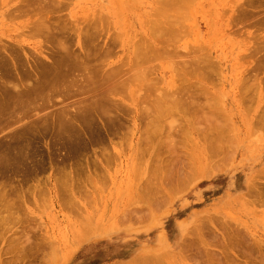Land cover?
<instances>
[{
    "label": "rangeland",
    "instance_id": "374dc122",
    "mask_svg": "<svg viewBox=\"0 0 264 264\" xmlns=\"http://www.w3.org/2000/svg\"><path fill=\"white\" fill-rule=\"evenodd\" d=\"M9 1L6 0L5 4L7 5L4 4L5 7L2 6L3 2H1L2 5L0 3L1 5L0 6V47L5 48V49H2L5 55L3 54L2 56L10 58L11 56H9V54L11 53L10 55L13 54V57L15 58L17 56L16 58L18 59V57L20 56L18 53H20L24 57L22 56L18 60L22 62V59L24 58V62L27 61L26 69H29V71L30 70L32 71L34 66L37 67V65H40L42 62L46 66H49L52 63L51 57L56 55V54L55 55L52 54V52L54 51L53 53H55L57 50H58L57 52H59L60 50L59 46H61V42L63 41L62 39L65 36L64 44H66L69 38L71 39V41L70 39L68 40L69 41L68 43L71 42V44L67 43V46L65 47H68L70 45L68 47L69 49L71 46H74L73 48L71 47V49H73V52H75L74 50L81 51V54L79 53L78 57H80L81 55L83 56V54L86 53L85 51H87V53L84 55H87L89 58H91V59H88V61L93 67L91 68L90 67L91 65L86 63L88 64V66L90 65L89 68L91 71L100 69L102 67L103 69L101 70H103V72L108 71V73L109 72L111 73L112 70L113 71L118 70L122 77L120 78L124 82H122L121 79L120 81L118 78L115 77L116 79H118L120 82L123 83L121 84L119 82V84L122 85L121 86L122 89L120 90L118 95H110L112 96L111 101H113V103H118L117 105L119 106L121 102V105H120L121 109L117 111L118 107H112V110L110 111V113L113 116L111 114L108 116L105 115L106 117L105 119L103 117L104 115L103 116L101 115L103 118H101L100 116L96 118L95 121H98V122L97 123L95 122V123L98 124L99 126L101 124L102 128L100 127V129H102L103 131L102 130L99 131L96 127L98 125L94 123L93 126L95 125L94 127L96 128L92 126V129L93 130L96 129L97 131L96 130H95L96 132L94 131L95 134L91 133V135L94 136L92 141H90L92 136L89 134V131H87L88 136L87 135H85L84 137L82 136V139L86 142L84 144L81 142V144L79 145L82 147L83 146L86 147L87 145V147L83 151L79 148L82 152L78 149L77 150L75 149L79 154L76 153L75 150H72L65 143L66 141L63 140L65 139V136H62V135L59 136V139L61 141L57 138L58 136L54 137L55 134H52V133L56 131L54 132L46 131L43 135L39 134L40 137L39 135L38 136L35 135V137H39V139H36L35 143L37 144H35L33 150L22 152L20 153L21 155L19 154L18 156L16 153H14L16 155L11 159V160L14 159L13 160L14 165L12 167L14 169L15 168L17 169V167H19V165L21 164L22 167L24 166L26 169L30 170V167H33V169H35L37 166V168L35 169L36 172L33 171V169L31 168V170L33 171L34 174H36V176L35 177L33 176L34 174L31 172V170H30V174L28 173L25 174L24 171H26V169L24 167L23 168L19 167L17 170L15 169V171L20 170L18 172L10 171L11 173H9V178L11 181L9 185L13 184L12 186H10L11 189L8 188L9 186L7 187L10 190V191L9 190L7 191L10 196L7 195V193H5V189L7 190V188H4L3 190L4 192H2V194L3 195L6 194L5 197L7 196L6 197L7 201H8L7 199L8 196L11 199L9 201H12V200L14 201V199L15 200L20 199L16 201V204L18 206L20 205V208L23 206L22 209L20 208L19 209L21 211V214L26 218H23V216L20 215L23 219L20 217L21 220H19V216L16 215L20 223L18 220L17 221L9 220V222L8 220H6L7 222L5 221L6 223H4L5 224L4 230L9 229V227L11 228V230L9 231L6 230L7 232L4 231L3 229L0 230V232L2 231V234H3V235L0 234V237L2 236V238H0V249L2 250V251L0 250V264L1 263L2 264L4 263L24 264L25 261H26V264L27 263L28 264L29 263L48 264L47 263L48 261L45 262L43 258L41 261V254L43 253L42 257L46 259V257L49 255L46 256L45 254H50V253L52 254L53 251H54L53 252L54 255L56 256L54 258V261H55L54 264H119V263L126 264L132 260L133 261L134 260L138 261V259L142 260V258L149 259V260H146V262H144L146 264H155L157 261H159V264H198L197 263L198 261H200L201 263L200 262L199 263L202 264L206 260L208 264V262L210 261L208 259L206 260L204 259L206 255L205 253L207 252H204V251L202 252L201 250L202 248H205V245L209 253L208 258L209 257L210 259L212 258L210 262L211 264L212 262L215 264L216 261L219 262L220 260H221V262H219L220 264L221 263L222 264L224 263L233 264V263H230L231 261H228L229 259H232V257H235L234 259L239 260L241 263L243 262L245 263L247 258H249V260L252 261L250 263H253V261L258 258L257 256L260 257L259 259H257L258 261H260L261 259V261L258 264H264V206H263L264 203L262 205L260 204L261 206L258 205L257 204L259 201L258 197L255 198L254 193H249L250 191L249 189H251L250 181L252 180H255L254 182L258 184L257 185L255 183L257 187L259 186L258 189L260 190V192L262 194L264 193L263 192L264 191L263 189L264 187V126L263 125L264 124L262 125V122H261L264 119L263 117L264 112L261 115L263 119L259 118L260 121L257 119L258 116L256 115L259 110L260 111L258 113H261L264 109V82L260 81L261 78L263 79L264 77V72L258 71L259 73L261 72L262 75L261 73L259 74L260 76H258V74H255L257 75V77L256 76L254 77H256L258 81L257 82L253 81L254 83H252L254 85H256V83L258 85L261 84L260 86H258L257 89L255 88L256 91L258 90V93H257L258 95L256 94L257 95L256 101H255V98L253 97V94H254V91L252 90L253 87L249 86L250 88H252L251 89L252 98L250 99H254V101H252L251 103L252 107H254L252 109L251 105L249 104L248 106L245 102L247 100H248L247 103L251 102V100L249 101L248 98L245 99L247 97L246 94L249 95V93H247L246 91V93H244L246 97L244 98V95H242L243 89H240L241 87L243 88V85L241 86L238 83V82L241 83L239 79L243 78L242 76L246 74L244 73L246 71L245 70L246 62L244 63L243 62L244 59L241 60L240 58L241 56L239 57V55L236 52L232 54L230 51L233 47L232 44L243 42L244 40H246V38H249V39L252 38V35L248 33H253V32L255 33L257 31H254L255 29L252 26L249 28L247 27L248 29L247 28L244 29L245 31L243 30L242 32H244L245 34L243 35L241 33L239 34L240 36H238L237 33H234L233 31H231L233 32L231 33V35L233 36H231L230 31H228L227 33L230 36L227 33H226L227 36H225L224 35L225 31L222 33L219 29L220 24H221V17L223 20V19H226L228 16V13L226 15V13L224 14L221 11L222 10L225 11V9L228 10V7L230 5H233L236 2V0L234 1L231 0L228 6H225V5L227 4V1L229 0H199V1L194 0L195 3H192L194 4L193 9H194V17L196 19V24L198 26L201 25L203 27L202 28L203 34L206 35L205 40H207L208 43L213 41L212 44L210 43L209 45H210V48H212L213 50L212 52L214 53V56L216 57L214 58V62L216 61L218 63L219 61V63H223V64L226 63V65L229 66V69L227 70L225 69L224 71H222V73L220 72L216 73V76L213 78V80L204 84V86L201 87L202 89L196 88L197 90L205 91V95L208 93L206 97L203 94L198 93V95L201 97L200 101H202L201 102L202 104L200 102L199 104L207 105L208 107L209 106L211 107V109H209V111L206 113V118H210L211 116L214 115L212 118H215V120L209 119V121L212 122L213 120L215 125H217V122H218L219 124L217 126L219 128L221 127L222 129V131L220 130L222 132L221 136L224 137L222 141L223 143L222 151L219 154L217 153L218 156L215 155L216 157L214 155L212 157L207 156L208 152L206 151L204 147L206 146V143L208 142L206 141L207 137L206 136L203 137L202 133L205 131V129H207L208 125L206 121L208 119H206L204 116L206 121H204L205 119H202L204 122L201 120V118L203 117L201 116L202 112H199L201 113V115L197 116L198 113L195 114L196 116L194 115L195 119L199 117L201 120L200 122L199 120L198 122L196 120L195 124L193 125L194 129L192 133H195V136H192V138L190 137L188 138L186 136L188 132L189 134L191 133L190 129H188L187 127H186L187 128L186 130H188V132L187 133L185 132L186 134L184 133L182 134L180 132H178V134L176 133L178 135L177 138L181 136L182 140H185L186 146L184 147L179 146V143H181L180 142L181 139H176V141L173 142V139H175L174 137L176 136H173V139H170L172 136L170 138L166 137L172 140V142H170L167 139L168 142H166V139H164L165 138L164 136L165 135L167 136L169 133L164 134V136H162L159 133H157L156 130H155L156 134L155 133L152 134L155 127H151V130L147 129V126L149 125L148 122L150 123V120H148L150 118L148 116L146 117V115H148L146 113L150 109L149 104L153 100H155L154 98H156L157 96L156 94L159 93L160 95L161 93L160 91H157V89L162 91L163 88L165 87L166 88L172 87V90H174V88L176 89L177 86L179 87L181 83L183 86L186 85L187 87L188 82L186 84L185 80L189 79L186 73L184 77L186 79H184L182 75L183 73L182 71L184 67H186L184 66V64L187 63V61L184 62L182 60L178 64V68H179V67H182L180 63L181 64L183 63L182 65L184 67H182L183 69H181L180 70L181 72L180 71L179 72L182 75L181 78L184 79L185 82L182 80H180V83L176 82V80L181 75L178 76V74H174V71H172V69H174L172 68L174 67V64L171 62L172 61L176 62V59L178 58L177 60H179L180 57L182 59V56H183L182 54H185V52L188 50L187 48L188 45H190L191 43H189V39L185 37V35L184 36L180 35L182 38L183 37L184 38L183 39L181 38L182 40H179V43H178L177 38L175 39L172 38L174 42L173 45L168 43L167 36H169L170 38L171 30L168 31L166 30V28L167 27L169 28V25H171L168 23L170 22L169 20L172 18L170 17L169 19L167 17L169 20L165 18L166 16H164L163 11L164 10L166 11L167 9L169 11L170 8L166 9V4L164 2H161L165 4L164 6L161 5V3L159 2L160 0L159 1L158 0H58L59 3L57 2V0H52V3L49 2V5L51 4L50 6H48V3H47L48 1L46 2V0L45 1L43 0V2L37 1L36 4H39L37 6L33 4V2H27L28 4L32 3L31 6L35 5L33 7H37V9H38V6H43V5L45 6V8H47L46 6L50 8L52 7V4L55 1L58 4L55 2L54 5L56 6L58 5L59 7V4H60V7L62 6L61 8L57 7L56 9V6L53 5V7L50 8V9H53V10L55 9V10L54 12L53 10L52 12H49L50 19L48 21H50V23H48V21H46V18H45V21L47 22L45 23L49 24L50 28L46 25V27H48V31L45 30V33L48 34V36L45 33H44L45 35L43 36V34L38 35L40 33L37 34V32H36L37 34L36 35L35 33L32 32L33 30H31L32 28L31 24L35 21V20L33 21V19L35 18L37 19V16H38V15H34L36 13H34L33 11H30L31 13L25 14V15H18V13H16V15H18L16 17H14L15 15L11 14V12H13V9L14 10H17V8L19 9V7L17 6L22 7L21 5L26 3L25 2L26 0H23L24 2L22 0H9ZM219 1H222V2H219ZM40 3H43V5ZM181 3H184V1L182 0ZM181 3H179L180 7H181ZM28 4H27V7H31V6H28ZM170 4L172 3L170 2ZM186 4L187 3H185L184 6ZM44 6L40 7L39 11L36 8H33V7L32 8L35 9V12L38 11L40 14V12L43 11L42 9L44 8ZM184 6L182 5V7ZM213 6L215 8L214 13H213V8H212ZM168 7H170V5ZM4 8L6 11L10 9L12 10V11L10 10L11 11L10 14L11 16H13L12 19L10 18L11 16L9 14L7 15H9L10 19L8 18V16H7L8 19L6 18L5 13H4L5 17L3 16L4 14L2 13L4 12ZM50 9L49 10L44 9V13L46 10L47 11L46 14H47L48 11H50ZM182 9L180 8V10ZM208 9H210L211 11H209ZM29 10H31V8H29ZM186 10H189V9L186 8ZM186 10H185V13H186ZM195 10H197V12ZM206 10L209 11L208 13L212 12L213 14L206 13L205 15L204 13L203 15L202 12L203 11L207 12ZM216 10L219 12V14H217ZM168 11H166L165 13L166 15L167 14L170 15L172 10L170 9V13ZM6 13H9V11ZM185 13H182V14L185 15ZM221 13L226 15L225 18L224 16L221 15ZM42 15H45V14H43L42 12ZM207 15H210L209 19ZM49 16H47V18H49ZM178 16H180L179 13H178ZM180 17H183V16H180ZM42 18H44V16ZM52 18H53L54 24H57L58 29H59L58 24L65 27V30L63 27H60V29H63V31L61 30V36L64 35L61 40H60L61 36L60 34H58L60 32H58L57 35H55V33L52 32L55 38H57V40L58 39L60 40V43L58 42L59 40L56 41V39L51 33L49 35V31H52L54 28H56V26L52 24V21H51ZM185 18L186 17H184V19ZM204 20L212 21L213 30L212 32H209V34L207 33L208 29L206 27V23ZM187 22H188V19L186 22H184V24L182 23V21L180 24H182L183 25L182 27L184 28V25L185 26L189 25V23ZM162 23H165L164 25L166 27L164 25L161 27ZM159 24H161L160 27H159ZM235 28L237 29V27ZM49 29H52V30H49ZM67 29L68 31H66ZM169 29H172V28L170 27ZM163 30H166L169 35H167V32H166L167 36H165L163 33L164 32ZM184 30L185 28L183 29V31ZM233 30L235 31V29ZM53 31L57 32L58 30L54 29ZM183 31L181 32L183 33ZM87 32L89 33L92 32V34L96 33L95 34L96 39H95V35L92 36L94 37L92 38L88 36L90 34H88ZM86 34H88L87 36L90 37L89 39L91 38H92L91 40L95 39L94 42L96 43V45H97L96 40H98L99 42L98 44L100 47L98 45L97 47L101 49L100 51H98L99 49L96 50V47L94 48L95 51L91 50L90 48V51H93L94 53L88 51L89 47L87 48V46H91L90 44L91 42L89 43L90 44L89 45L88 44L89 41L87 42L88 37L85 36ZM66 35H68V37ZM50 36L53 37L54 38L53 40H55L57 43L51 40ZM58 36H60V38H58ZM45 37L47 38L49 37V40H51V42H49V40L46 39ZM157 37H162L164 41L166 42V44L168 45V48H166V53L164 54L165 55L164 59L166 61H164V59L162 60L161 58V61H160L161 64L160 62H157L158 65L154 67L153 65H151L152 66L151 71L149 70L150 68L147 67L149 66L150 63H148V65H146L147 63L146 64L144 63V65L143 63H141L142 67L138 66L139 65L138 62L134 64V61L138 60V59L135 60V58H137L139 54H142V51L145 54L144 46H147V44L150 45V43H152V41H154L155 39H159ZM177 37H179V35H177ZM80 38L82 39V41L80 40ZM84 38L86 39L85 41H84ZM45 40H47V42H45ZM143 41H146L147 43ZM80 42H83L84 44H86V48L84 52H83L82 45ZM95 43L94 45H92L93 47L95 46ZM176 43H178V45ZM84 44L83 46L85 47ZM174 49L177 51L178 54L180 52L179 54L181 55L180 57H178L179 55L178 56L175 55L176 51ZM61 50L63 51V49ZM15 51H17L18 53ZM78 51L76 53H78ZM202 51H200V54L202 53ZM89 52L92 54H88ZM203 53H205V49ZM61 54L63 55L64 53L62 52ZM173 54L175 55L176 59L173 58L174 57ZM200 54L197 53V55L196 54L195 55L199 56ZM58 55L60 57L62 56L60 55V52L58 53ZM166 55H172L171 60L172 59L174 60L171 61L169 58L170 56L167 57ZM59 56L58 57L56 56V57L60 58ZM185 56H183V59L184 58L189 59L188 57H190L191 55H188L187 57ZM56 57L54 58L55 60L57 59ZM81 58H84V57H81ZM237 58H239V61L237 60ZM55 60L53 61L55 62ZM155 60L156 58L154 59V61L152 60L151 63L153 62L154 64ZM83 61L84 63L88 62L87 60H83ZM245 61H248V60H245ZM251 61H254V60L251 59ZM45 62L46 63L51 62V63L47 65ZM233 62H235L236 64ZM240 63H243V65H241ZM133 64L134 66L138 64L137 67L139 69L141 68V70L142 68L143 69H145L146 67L148 68V71L151 73L150 75H148L149 76L148 81H145V80L138 81L137 79H135V76H134L135 73L132 74L131 72L132 70L136 69L135 68L136 66L134 67ZM97 65H100V67L99 66L96 67ZM143 66H146V67L144 68ZM231 66H234V68L230 69ZM252 66H250V68ZM41 67H45V66H38L37 71H39ZM167 67H171L172 69L167 68ZM170 69L173 72V76L174 75L178 76L177 79L171 78L172 72L170 73L169 71ZM82 70L83 69L78 71V75H82V73L84 72V70L83 72H81ZM141 70H137L136 73H138V71H141ZM241 70L243 72H240ZM42 71L43 70L41 69V72ZM250 71L252 73L255 72L252 69L251 70L249 69L248 72L246 71L248 74H246L244 78H246V76L248 77L250 74H251L250 77H253V74L249 73ZM79 72H81V74ZM179 72H176V73H179ZM84 73L82 76L85 75ZM108 73H105V74H108ZM112 73H115V76L120 75L119 73L116 74V72H112ZM75 75L77 74L75 73ZM169 79L173 80L175 84L172 83V86H170L171 82L168 83ZM29 80L30 81L32 80L33 82L34 79H29ZM30 81H28V84H27L28 86L30 84L33 85V83H30ZM251 81L252 80H250V82ZM176 83H177V86H176ZM25 85H26V82H25ZM11 86L12 84L9 85V88ZM251 91L248 90V92L250 93ZM61 95L60 97L62 98ZM58 96L56 97L53 96L52 99L51 97L47 98V100L49 99L50 101L51 100L53 101L50 104H53L55 101H56L55 103H57L61 100V98L60 97L58 98ZM54 98L55 100H53ZM49 100L47 101L48 103H49ZM29 101L30 100H28L27 102ZM38 101L39 100L36 99L33 102L31 101V103H36ZM31 103L29 102V104ZM38 103L39 105L42 104L43 100L39 101ZM38 103L34 105L35 107L37 106V108L41 109L40 107L41 105L40 106L37 105ZM34 105L31 104L30 107H25L26 109H24V111L27 110V114L25 115H23L24 111L23 109H21L23 111L21 112L20 110V112L22 113L21 118H19L20 117L19 112L18 113L15 112L17 114V116L15 117L12 114L16 120L21 119L18 123L13 124L12 122H14L15 119L12 117L14 120L13 121L11 120L12 121L11 122L9 120L11 117L6 115L7 117H9V119L7 120L8 123L13 124V125H9V127L11 128H9L10 131L8 130V133H11L12 129H14L12 130V133H15V129L20 130L21 127L22 128L28 127L26 125L33 124L32 123L33 119L36 122V117L31 118V119L29 118V113H30V117L33 115H38V113H40L41 117H37V118H43L44 116L46 117L52 113V111L50 110H54L59 107V103H58L56 105L58 107L48 110L49 114L46 115L47 114L46 112L48 111L44 112L43 109L41 110V112L42 111L44 112L42 114L40 111L38 113L36 111L31 113L30 108ZM72 106L75 107L74 105ZM113 108H116V110ZM139 108L141 110L144 109L146 113L145 112L144 114L140 113L139 111L141 110ZM248 109H252V111L249 110L251 111L249 112ZM16 111H19V110H16ZM209 112L212 114L214 113V114L211 115ZM53 113H55V110ZM175 113H177L178 116L182 117V120L180 119L178 120L183 121L184 119L183 122L185 123V126H187L188 120L191 119V116L187 114L190 119H188L186 122L185 119H187L186 118L187 116L183 115L184 113L182 114L178 112H175ZM139 114L142 116H139ZM208 115L209 117H207ZM49 116L48 118L51 117V119L48 120L47 123L49 124L50 122L49 125H51L52 124L51 120H54L56 117H52V116L49 117ZM111 116L112 117L115 116L116 120L119 118L121 119V120L119 119L118 121L120 122H118L115 120V117L113 118L117 123L120 124V125L118 124L120 128H118V126H115L117 125L116 122L114 121L110 123L108 122L109 120L108 117H111ZM112 117L110 119H112ZM170 118L171 120L173 118L174 123L175 121H177L175 120L177 119V117L176 118L170 117ZM170 118H168L169 119L168 120L166 117L167 122L168 121L172 122ZM254 118H256V120L259 121L257 122L258 124L261 123L260 125L262 127L260 126V128L258 129L257 127H255L258 124L255 123L256 120H254ZM252 120H254L255 122H253ZM231 121L234 125L233 135L235 137L234 139L236 141L237 146L233 141V135L226 134L231 129L229 127ZM178 122L175 123V125L177 124L178 126L176 127L177 130L179 127H181V125L184 126V124L181 122H179V125H178ZM252 122L254 123V125L251 128ZM105 123L107 124L109 123L110 127L112 124L114 125L115 123V125L111 127V129H114V130L118 129V131L115 130L116 134L114 130H111L112 134L114 132L115 135H111L110 131L108 133L107 130H109L110 128H107V126H109V124L106 125ZM165 123H166V120H165ZM174 123H171V124L174 125ZM212 123H209V125H211ZM232 123H231V126H232ZM263 123H264V120H263ZM41 124L42 123H40V125ZM103 124L106 125L107 130L105 128V125ZM171 124H170V128H168L170 130L168 131L172 130L173 125L171 127ZM47 125H44V126L47 127ZM166 125L168 126L167 123ZM215 125H213V127ZM213 127L211 126V129ZM219 128L217 130H219ZM181 129L182 128H180L178 131H181ZM177 130H172V132L170 133L174 135L173 134L175 133L174 131L177 132ZM98 131L99 133L102 131L103 136H102V133L99 134ZM107 133L109 134V136ZM252 133H256V134L252 135ZM45 134H47V136ZM224 134L228 135V137L224 136ZM13 135H15L14 137H16V139L18 140V137L20 136V134H17V135L13 134ZM89 135L91 136V138H88L90 137ZM99 135H100V138H98ZM25 136L29 138V136H33V135L26 134ZM42 136H46V137H42ZM101 136L102 138L105 136L103 138L104 140L101 139ZM188 136H191V134ZM14 137H13V140L16 141ZM27 137H24L23 135L21 138L27 139ZM60 137H62L63 139H61ZM225 137L228 138L229 141ZM55 138L58 140H56ZM95 138H96L97 143L95 142ZM26 139H25V142L28 143L27 141L28 139L27 140ZM97 139H101L102 142ZM190 139H195L194 143H192L193 140L190 142ZM178 140H179V143H178ZM169 142L171 143L170 144L171 147L167 145ZM172 143H175V145L178 147H175V146L172 147ZM225 143L226 144L228 143L227 144L228 147ZM182 144L183 143H181V145ZM166 146L170 147L171 150L175 148H179V147L180 148L178 150L175 149V152H174V150L171 151ZM37 147H38L39 152H37L38 151ZM225 147H227L228 149L229 148L231 149L227 151L230 153V155H228L229 153H224L223 150L227 149ZM235 147L237 149V150L234 149L236 153L232 150ZM59 148L61 149L60 151L58 150ZM40 150L42 151V153L40 152ZM52 150L55 151V152L54 151L52 152L53 155L49 154V152ZM66 152H67V156H66L67 158L65 157ZM32 153H33V156H32ZM25 154H26V157H25ZM225 154H227L228 157L225 156ZM28 155H30V158ZM51 156L53 158H51ZM62 156L64 157V159H62L63 158ZM24 157L28 158L27 159L28 162L31 158L36 159V160L31 159V163L33 161L32 164H34V161H35L37 162L35 164H38V165L35 166L34 164L33 166H31L30 162L28 163L25 161L26 162L25 164L27 163L29 164L27 165V167L30 166L27 168L24 162H20V163L18 162L21 159L23 160ZM209 157L210 159L215 157V159L209 161L208 160ZM196 159H199L200 161ZM214 161L215 163L219 165L216 166ZM15 162L16 163L18 162L17 163L18 165H16ZM192 162L194 164H192ZM188 163L189 164L191 163L190 165L195 167V170ZM208 163L210 164L207 165L208 168L207 170H205L204 165ZM212 165L214 166V168H212ZM199 167L201 169H199ZM217 167H218V171H216ZM209 169L211 170L210 177H205L207 176L208 174L207 172ZM21 171L24 172V177L22 175L23 173L21 174ZM69 171H71L72 173L75 172L74 175H76V173L78 174L77 179H75L77 180V184L75 183L76 182L75 180H74L75 182L74 181L70 182L71 185L69 181H68V184L67 183H64V185L61 184L62 177H64L63 172L67 173ZM197 172L198 173L201 172L200 173L201 177L197 175ZM59 173H61V175ZM27 174L30 177H31V174H33L31 178H34V180L28 177ZM191 174L192 175L194 174L193 175L194 178L193 177L191 178L192 176ZM26 177L30 178L31 182L28 181V179H27V182H25L23 178H26ZM58 177L61 180V182L60 180L58 182V179H56ZM1 180L2 179H0V181ZM260 186L262 188H260ZM12 188H15V190L13 189L14 192L11 191ZM146 188L147 189L149 188L151 192L155 191L154 194L157 193V195H154L156 196V198L153 196L155 200H152V199L150 200L149 195H148L149 199L147 198L148 200L144 199L145 196L142 194L144 190H147ZM0 189L2 188L0 187ZM145 192L146 194H149L148 191H145ZM3 195L0 197H3ZM247 195L248 196L250 195V197H247ZM251 196H254L253 198L257 199V203L255 202L256 201L255 199L251 198ZM263 197H264V194H263ZM263 199H261L260 201L264 202ZM22 200H24V202ZM21 201L23 202V204ZM146 201H150V204L153 201V203L150 205L149 203H146ZM19 209L17 210L19 211ZM19 213L17 214L19 215ZM3 215L5 216L4 220L9 217L8 213L5 214L4 212ZM3 215L1 214L0 220L1 218L3 220ZM24 219H26V221H23ZM22 221L24 222V224ZM0 225H3V223ZM22 228L24 229L22 230ZM84 229H86V231L88 229L89 231L91 230L90 232L87 231L90 233V235L87 234L89 237L85 234L86 231L84 232ZM195 230H197V232H195ZM16 231L23 235L25 234V236L23 237L21 234H18V237H23L20 241H18L19 238L17 236L16 237L18 239L15 238L14 236L15 240L10 241L13 238V235H16L15 234ZM198 231L201 234L200 235L201 239L202 238L204 239L203 242H205V245H203L202 240H199L200 237H199ZM235 231L236 232L239 231L240 234L236 233ZM4 232H6V234ZM232 232L234 233L235 236L239 234V236H241L242 238H246L247 243L246 242L245 243L249 245V246L246 245V247H248L247 249L248 251L249 249H251L253 245H255L254 247L259 246V248L258 247L256 248L258 250L260 248L262 249L260 250L261 255L259 254L260 251L255 252L256 248L254 247H253V250L250 251L252 254L246 251L245 247H244L245 251L243 252H241V250H244V249L240 250L237 248L238 250H240V253L249 255L248 257L246 256L247 258H243V255L241 257V254L240 255L238 254L239 253L238 250H235L236 246L235 248L232 247L233 245H231L232 244L231 242H230L231 244H228V242L231 241L232 238H234V236L230 237L231 235L230 236L228 235V233L231 234ZM83 233L86 236V238H84L85 240H83V236H84ZM196 233L198 235H196ZM224 233L227 234L226 237ZM220 236L222 240L219 239ZM80 237L82 239H80ZM229 237L231 239H229ZM226 238L229 239L227 243H226L227 241ZM79 239L83 241H80ZM41 240H43V242ZM37 241H39V243L42 242V247H41V244H38ZM221 242L224 243L223 244L225 248L224 250H227L229 253L231 252L232 255L230 256L229 253H225L227 251L224 252L223 248L221 247L222 251L226 255L229 254L227 256L231 258L226 259L225 258L226 255L224 256V254L221 252V249L219 248L222 245ZM34 243H37L36 244L37 247H39L41 250L35 247L36 245L33 247ZM48 243L50 245H48ZM245 243L241 244V242H239L238 246L241 248L243 247V245L245 246ZM12 244L21 245L22 248L20 246L19 248L23 250H21L22 252L19 253V255H17V253L20 252L18 246L16 245L11 246ZM227 244L229 246L231 245L232 248L228 247ZM240 244L242 246H240ZM26 245H27V248H29V251H30L29 253H28L27 248L26 249L24 248ZM199 245H202L201 246L202 248H200L201 251L199 250V247H200ZM15 246L18 249L13 250ZM197 246H199L198 247L199 251H197ZM32 248H33V251H32ZM35 248L39 249L40 251L35 250ZM25 250L29 254V256L25 252ZM50 250H53V251L50 252ZM31 251L33 255H31ZM195 251L199 253L202 252L204 254L201 253L203 255L202 256L201 254L197 253L194 256ZM254 253L255 255L257 253L256 255L257 258L255 257ZM22 254H25V255L27 254V255L26 257H23ZM252 255L254 257H252ZM16 256H19L18 257L19 259H21L22 257L23 258L22 260L24 261L20 260L19 262L17 260L18 261L17 262L15 260L16 261L15 262L14 259L16 258ZM31 256H34V258H36L37 260L39 259V260L38 261L36 259L32 260V258H29ZM53 257L51 259V255H50L49 258L47 259V260H50L49 262L51 264H53L52 263ZM194 257H196V259H194ZM200 257H202L204 261L200 260ZM221 257L223 258L225 262L222 261ZM251 257L253 259L254 258L256 259L252 260ZM28 258L31 262L28 260ZM9 259L10 260L12 259L11 260L12 263L10 262ZM237 260L236 261L234 260V261L237 262ZM257 260L255 261L256 263H257ZM32 261H35V262H32ZM239 261H238V264H241L239 263ZM248 262L249 261H247V263ZM133 264H137V263H133Z\"/></svg>",
    "mask_w": 264,
    "mask_h": 264
},
{
    "label": "bare ground",
    "instance_id": "6f19581e",
    "mask_svg": "<svg viewBox=\"0 0 264 264\" xmlns=\"http://www.w3.org/2000/svg\"><path fill=\"white\" fill-rule=\"evenodd\" d=\"M9 1V0H8ZM23 1V0H22ZM37 1H39V2H43V0L42 1H40V0H29V1H25L26 3L27 2H33V4H35L36 6L37 5H39V4H36L37 3ZM45 1V0H44ZM48 1V2H47ZM159 1V0H158ZM184 1V3H181L182 2V0H160L159 2L161 3V2H164L165 4H166V9L167 8H170L172 11H171V13H170V9H169V11H168V9L166 10V11H168L169 13H170V15H172V16H170V15H166L165 13H166V11L164 10L163 11V13H164V16H166L165 18L167 19V20H169L170 19V17L172 18V19H170L169 21L171 22H169L168 24H171V25H169V28L171 27L172 29H169L168 27L166 28V30H171L170 31V33H171V36H170V38H169V36H167V35H169L168 34V32L166 31V30H163L164 32V35L165 36H167V41H168V43H170V44H174V42H173V39L172 38H177V40H178V43H179V40H182L183 38L180 36V35H182V36H184L185 35V37H187L188 39H189V43H191L190 45H188V52L186 51L185 52V54H182L183 56H185V55H187V53H188V55H191L190 57H188L189 59H183V56H182V59H181V55H179L180 54V52H179V54L177 53V51H176V56H178V57H180V61L179 60H177L176 58H175V55L173 54V58H175L176 59V62L175 61H172V60H174V59H172L171 60V56L172 55H166L167 57L168 56H170L169 58H170V60L172 61L171 63H173L174 64V67H172V68H174V69H172L171 67H167V68H171L172 69V71H174V74H178V76H180L181 75V69H183L182 67H184V66H186V67H184V69H183V73H182V75H183V78L185 77V73L188 75V77H189V79H187V80H185L184 81V79H186V78H184V79H182L181 77H182V75L178 78V76H173V72L171 71V69L169 70L170 71V73L172 74L171 76V78H173V79H179V81H178V79L176 80V82H179L180 83V80H182V81H184L186 84H187V82H188V84H187V87H186V85H182V83L179 85V87L177 86V83H176V89L174 88V90H172V87H169V88H163V90L161 91V90H158L157 89V91H160L161 93H160V95H159V93L158 94H156L155 96H156V98H154L155 100H153L150 104H149V106H150V109H149V111L146 113V111L143 109V110H141L140 108V110L141 111H139L140 113H142V114H144V112L146 113V114H148V115H146V117L148 116L150 119H148V120H150V123L148 122V126H147V129H149V130H151V127H155L154 128V130H153V133L152 132H150V133H152V134H156V132L157 133H159L160 135H162V136H164V134H168V135H170V136H164L165 138L164 139H166V142H168V140L170 141V142H172V140H170V139H173V136H176V137H174L175 139H173V142H175L176 141V139H181L180 140V142L181 143H183L182 145H181V143H179V140H178V143H179V146H181V147H184V146H186V142H185V140H182V138H181V136L179 137V138H177L178 137V132H180V133H184V134H186L187 132H188V130H186L187 128L188 129H190V131H191V136H188V135H190L189 134V132L186 134V136L189 138H192V136H195V133H192V131H193V125L195 124V121L197 120V122H198V120H199V122L202 120V119H205L206 118V113L209 111V109H211V107L209 106H207V105H200L199 104V102L201 103L202 101H200V99H201V97L198 95V93H201V94H203L205 97H206V95L208 94H206L205 95V91H203V90H197L196 88H199V89H202L201 87H203L204 86V84H206V83H208V82H210L211 80H213V78L216 76V73H222V71H224L225 69L227 70V69H229V66L228 65H226V63H219V61H218V63L215 61L214 62V58H216L215 56H214V53L212 52L213 50H212V48H210V43L212 44V42H210V43H208V41L207 40H205V34H203V31H202V26L201 25H197L196 24V19H195V17H194V9H193V5L194 4H192V3H195L194 2V0H183ZM196 1V0H195ZM199 1V0H198ZM230 1L231 0H229V1H227V4L225 5V6H228L229 5V3H230ZM234 1V0H233ZM1 2H3V5H2V3ZM24 2V1H23ZM23 2H22V4H23ZM38 2V3H39ZM46 2L48 3V6H50L49 5V2L50 3H52V0H46ZM54 2V1H53ZM56 2V1H55ZM55 2L52 4V7H53V5L55 4ZM57 2L59 3V1L57 0ZM56 2V3H57ZM167 2V3H166ZM170 2L172 3V4H170ZM204 2V1H203ZM219 2H222V1H219ZM0 3H1V5L2 6H4L5 7V5H7V4H5L6 3V0H0ZM8 3V2H7ZM9 3H10V1H9ZM26 3H24L23 5H21L22 7H20V6H17V7H19V9L17 8V10H14L13 9V12H11L10 10H8L9 11V13H6V12H8V11H6L5 10V8H4V12L2 13V14H6V18H7V16H8V18H9V15L11 16V14H13V15H15L14 17H16V16H18V15H25V14H29V13H31L30 11H33L34 13H36V14H34V15H38L37 16V19L35 18V19H33V23L31 24L32 26V28H31V30H33L32 32L33 33H35L36 34V32H37V34L38 33H40V34H38V35H41V34H43V36L46 34L45 33V30L46 31H48V27L50 28V26H49V24H46L47 22L46 21H48L49 19H50V16H49V12H52V10L53 9H50V8H52V7H50V8H48V6H46L47 8H45V6L43 5V3H40V4H42L43 6H44V8L42 9L43 11V14H45V15H42V12H40V14H39V9H40V7H43V6H38V9H37V7H33V6H35V5H32L31 6V4L32 3H30V4H28V6H31V7H27V4ZM47 3H46V5H47ZM57 3V4H58ZM61 3V2H60ZM169 3V4H168ZM179 3H181V7H180V4ZM185 3H187L185 6H186V8H188L189 10H186V8H185V6H184V4ZM5 4V5H4ZM21 4V3H20ZM165 4H163V3H161V5H165ZM0 5V6H1ZM62 5V4H61ZM170 5V7H168V6ZM173 5V6H172ZM182 5L184 6V7H182ZM54 6H56V5H54ZM199 6H201V5H199ZM235 6V7H234ZM36 8L37 10V12H38V14H37V12H35V9H33V8ZM57 7H58V5L56 6V9H57ZM59 7H60V4H59ZM58 7V8H59ZM62 7V6H61ZM60 7V8H61ZM172 7V8H171ZM182 9V10H180V8ZM29 8H31V10H29ZM207 8V7H206ZM209 8V7H208ZM213 8V13H214V6L212 7ZM33 9V10H32ZM44 9H50V11H48V15L46 14V10H45V13H44ZM197 9V8H196ZM55 10V9H54ZM54 10H53V12H54ZM59 10V9H58ZM161 10H163V9H161ZM185 10H186V13H185ZM203 10H205V9H203ZM209 11H211L210 9H208ZM41 11V10H40ZM196 12H197V10H195ZM207 11V10H206ZM209 11H207V12H205V11H203L202 12V14L204 15V13H205V15H206V13H208ZM217 11V10H216ZM10 12H11V14H10ZM56 12V11H55ZM58 12V11H57ZM167 12V13H168ZM179 13V15L180 16H183V17H180V16H178V13ZM185 13V15H183L182 13ZM221 12H223L224 14L226 13V15H227V13H228V16H227V18L226 19H223L222 20V17H221V24H220V27H219V29H220V31L223 33L224 31V35L225 36H227L226 35V33L228 32V31H230V35H231V33H237V35L238 36H240L239 34H241L242 33V35L243 34H245L244 32H242L244 29H246L247 27L249 28V27H254V31H257V32H253V33H248V34H250V35H252V38H246V40H244L243 42H239V43H236V44H232L233 45V47H232V49H231V53L232 54H234L235 52L239 55V57L241 58V60H243L244 59V63L246 64L245 65V70L248 72L249 71V69L251 70H253V71H255V72H249V73H252L253 74V77L254 76H256L257 77V75H255V74H258V76H260L259 74L261 73V72H264V0H236V2L233 4V5H230L229 7H228V10H226L225 9V11L224 10H222ZM16 13H18V15H16ZM162 13V12H161ZM162 13V14H163ZM181 13V14H180ZM210 13H212V12H210ZM210 13H208V14H210ZM212 13V14H213ZM5 14L3 15L4 17H5ZM7 14H9V15H7ZM33 14V13H32ZM51 14V13H50ZM199 14V13H198ZM201 14V15H202ZM217 14H219V12L217 11ZM224 14H222L221 13V15L222 16H224V18H225V16L226 15H224ZM42 15V16H41ZM49 16V18H47V16ZM188 17H187V16ZM40 16H41V18L44 16V18H40ZM208 16V19H209V16L210 15H207ZM211 16H213V15H211ZM12 17L13 16H11L10 18L12 19ZM40 19H39V18ZM169 19H168V18ZM184 17H186L185 19H184ZM215 17H216V15H215ZM214 17V18H215ZM7 18V19H8ZM9 18V19H10ZM45 18H46V21H45ZM183 18V19H182ZM213 18V19H214ZM14 19V18H13ZM182 19V20H181ZM187 19H188V22L187 23H189V25H187V26H185L184 25V28H185V30L183 31V25L182 24H180L181 23V21H182V23L184 24V22H186L187 21ZM212 19V20H213ZM185 20V21H184ZM51 21H52V24L53 25H55L56 26V28H54L55 30H58L57 32L56 31H53L52 29H49V30H52V31H49V35H50V33L52 34V32L53 33H55V35H57V33L58 32H60V33H58V34H60V36H61V30L63 31V29H60V27H63V26H61V25H59L58 24V26H59V29H58V27H57V24H54V22H53V18L51 19ZM166 21V20H165ZM205 21V23H206V27H207V29H208V34H209V32H212V30H213V24H212V21L210 20V21H206V20H204ZM216 21H217V19H216ZM32 22V21H31ZM30 22V23H31ZM46 22V23H45ZM168 22V21H167ZM209 22H211V23H209ZM48 23H50V21H48ZM56 23V22H55ZM161 23V22H160ZM166 23V22H165ZM165 23H162V25L161 24H159V27H160V25H161V27L165 24ZM179 24H180V26H179ZM46 25L48 26V27H46ZM167 25V24H166ZM215 25V24H214ZM52 26V25H51ZM54 26V27H55ZM165 26V25H164ZM168 26V25H167ZM53 27V26H52ZM51 27V28H52ZM166 27V26H165ZM183 29H182V28ZM234 27V28H233ZM235 27H237V29L235 28ZM257 27V28H256ZM64 28V30H65V27H63ZM67 28V27H66ZM181 28V29H180ZM247 28V29H248ZM233 29H235V31L233 30ZM183 31V33L181 32V31ZM35 31V32H34ZM66 31H68V29L66 30ZM231 31H233V32H231ZM245 31V30H244ZM65 32V31H64ZM166 32H167V35H166ZM45 33V34H44ZM63 33V32H62ZM88 34H90V35H88V34H86L85 36L86 37H88V36H90V37H92V36H94L96 33H94V34H92V32H87ZM36 34V35H37ZM66 34V33H65ZM228 34V33H227ZM47 36H48V34H46ZM53 36H54V34H52ZM88 35V36H87ZM97 35H98V33H97ZM177 35H179V37H177ZM229 35V34H228ZM229 35V36H230ZM60 36H58V38H60ZM64 36V35H63ZM63 36H61V38H60V40L63 38ZM67 37H68V35H66ZM217 36H219V35H217ZM231 36H233V35H231ZM235 36V35H234ZM51 37V36H50ZM66 37V38H67ZM90 37H88V39H87V42H88V44L90 43L91 44V46L92 45H94V41H95V39H96V35H95V39H93V40H91L92 38H94V37H92L91 39H89ZM46 39H48L49 40V37L47 38V37H45ZM54 38H55V36H54ZM53 37H51L50 39L51 40H53L54 39ZM64 38H65V36H64ZM64 38L62 39L63 41L61 42V46H59L60 47V50L61 49H63V51L61 50H59V52H60V55H62L61 53L63 52L64 54L60 57L59 55H58V53L59 52H55V53H53L52 52V54H56L55 56H53V57H51L50 59L52 60V63L51 62H49V63H51L49 66H46L43 62V65H42V63L40 64V65H37V67L38 66H45V67H41L40 69H39V71H37L38 69H37V67L36 66H34L33 67V69H32V71L30 70L29 71V69H26L27 68V61H25L24 62V58L22 59V62L20 61V60H18L20 57H22L23 55H21L20 53H18L17 51H15V52H17L20 56L18 57V59L15 57H13V54L12 55H10L9 54V56H11L10 58H8V57H4V56H2L4 53H3V51H2V49H5L4 47H0V179H2L1 181H0V187L2 188V189H0V196H2L3 194H2V192H4L3 190H4V188H7L8 186V188L9 189H11L10 188V186H12L13 184H11V185H9L10 183H11V181H10V178H9V173H11L10 171H15V169L12 167L14 164H13V160H11L16 154H17V156L20 154V153H22V152H26V151H31V150H33L34 149V146H35V144H37V143H35L36 142V139H39V137H40V135L39 134H41V135H43L46 131H50V132H54V131H56V132H54V133H52V134H55V136L54 137H56V136H58L57 138L59 139V136L60 135H62V136H65V139H63L62 137H60L61 139H63L64 141H66L65 143L72 149V150H84V149H86V147H87V145H86V147H82V146H80L79 144H81V142L84 144L86 141H84L83 139H82V136L84 137L85 135H87V131H89V134L91 135V133L93 134H95V132L97 131L96 129H92V126H93V124L96 122H98V121H95L96 120V118H98V116H100L101 118H105L106 119V117H105V115L106 116H108V115H110L111 113H110V111L112 110V107H118V109H117V111L119 110V109H121V102H120V104H119V106L117 105L118 103H113V101H111L112 99H111V97L112 96H110V95H118V93L120 92V90L122 89V85H120L119 84V82L122 80L121 78V74L119 73V71L118 70H112L111 71V73L109 72L108 73V71L106 72H103V70H101V69H103V67L102 68H100V69H97V70H94V71H91L90 70V68H89V66L91 65L90 63H89V61H88V59H91V58H89L87 55H84V54H86L87 53V51H85L86 53H84L83 54V56L81 55L80 57H78L79 55V53L81 54V51H78V53H76L77 51L76 50H74L75 52H73V49H71V47L73 48L74 46H71L70 47V49L68 48V47H65V46H67V43L69 42L68 40L70 39H66L67 40V42H66V44H64ZM157 38H159V39H155L154 41H152V43H150V45L149 44H147V46H144L145 47V54H144V52L142 51V54H139L138 55V57L137 58H135V60L136 59H138V60H136V61H134V64L135 63H139V67L141 66L142 67V65H141V63H143V65H144V63L146 64V65H148V63H150L149 64V66H147L148 68H150L149 70L151 71V68H152V66L151 65H153V67L154 66H156V65H158L157 64V62H160L161 61V58H162V60L164 59V54L166 53V48H168V45L166 44V42L164 41V39L162 38V37H157ZM182 38V39H181ZM186 38V39H187ZM56 39V41H58L57 40V38H55ZM207 39V38H206ZM213 39V38H212ZM211 39V40H212ZM51 40H49V42H51ZM60 40L58 41L59 43H60ZM80 40L82 41V39L80 38ZM86 39L84 38V41H85ZM172 41V42H170V41ZM53 41H55V40H53ZM55 41V43H57ZM70 41H71V39H70ZM83 41V42H84ZM97 41V45L99 46V42H98V40H96ZM230 41V40H229ZM233 41V40H232ZM45 42H47V40H45ZM83 42H80L81 43V45H82V49H83V52H84V50H85V48H86V44H84ZM143 42H145V43H147L146 41H143ZM58 43V44H59ZM85 45V47L83 46V44ZM149 43V42H148ZM178 43H176L177 45H178ZM234 43V42H233ZM68 44H71V42L70 43H68ZM89 44V45H90ZM57 45V44H56ZM60 45V44H59ZM97 45H96V43H95V46L93 47H91V46H87V48H88V51H90V48H91V50H94L95 51V47H96V50H98L99 49V47H97ZM144 45V44H143ZM231 45V46H232ZM58 46V45H57ZM175 46V45H174ZM61 47H63V48H61ZM93 48V49H92ZM22 49V48H21ZM78 49V48H77ZM204 49H205V53H203V51H204ZM101 49H99L98 51H100ZM143 50H144V48H143ZM203 50V51H202ZM174 51V52H175ZM200 51H202V53L200 54ZM12 52V51H11ZM90 52H93V51H90ZM88 53V54H92V53ZM216 52V51H215ZM13 53V52H12ZM76 53V54H75ZM94 53V52H93ZM170 53H172V52H170ZM197 53L198 54H200L199 56H196L197 55ZM196 54V55H195ZM204 54V55H203ZM5 55V54H4ZM187 55V56H188ZM15 56V55H14ZM59 56L60 58H57V57ZM86 56V57H85ZM90 56H92V55H90ZM148 56V57H147ZM152 56V57H151ZM187 56H185V57H187ZM24 57V56H23ZM57 58L56 60L54 59V58ZM81 57H84V58H86V59H84V58H81ZM81 58V59H80ZM156 58V60H155V63L153 64V62L151 63V61L153 60L154 61V59ZM160 58V59H159ZM140 59V60H139ZM251 59L252 60H254V61H251ZM53 60H55V62L53 61ZM83 60H87L88 62H85L84 63V61ZM184 61V62H186L187 61V63H185L184 64V66L180 63V65L182 66V67H179L178 68V64H179V62H181V61ZM237 60L239 61V58H237ZM240 60V61H241ZM245 60H248V61H245ZM148 61H150V62H148ZM164 61H166L165 59H164ZM237 61V62H238ZM224 62V61H223ZM228 62V61H227ZM242 62V61H241ZM252 62H253V64H252ZM46 63V62H45ZM49 63H46L47 65L49 64ZM86 63H88V64H90L89 66H88V64H86ZM233 63H235V62H233ZM255 63V64H254ZM134 64H133V66H134ZM160 64H161V62H160ZM176 64V65H175ZM236 64V63H235ZM241 65H243V63H240ZM239 64V65H240ZM253 66H252V65ZM137 65H135L134 67L137 69L138 67H137ZM179 65V66H180ZM88 66V67H87ZM100 67V65H97L96 67ZM165 66V65H164ZM171 66V65H170ZM173 66V65H172ZM178 68H176V67ZM250 66H252L251 68H250ZM91 68L93 67L92 65L90 66ZM144 68L146 67V66H143ZM146 67V68H147ZM159 67V66H158ZM161 67V66H160ZM29 68V67H28ZM143 69L142 68V70H141V68L139 69H137V70H141V71H138V73H136V69H134V70H132L131 72H132V74L133 73H135L134 74V76H135V79H137L138 81H141V80H145V81H148L149 80V76L148 75H150L151 73L148 71V68L147 69ZM232 68H234V66H231L230 67V69H232ZM41 69L43 70L42 72H41ZM81 69H83L84 70V72H83V70L81 71V72H83L85 75L84 76H82L83 75V73H82V75H78V71H80ZM88 70H90V71H88ZM77 71V72H76ZM180 71V72H179ZM239 71V70H238ZM244 72V73H246V74H248L247 72ZM258 71H261L260 73L258 72ZM81 72H79L80 74H81ZM87 72V73H86ZM103 72V73H102ZM112 72H116V74L117 73H119L120 75L118 76V75H116L115 76V73H112ZM130 72V73H131ZM149 72V73H148ZM176 72H179V73H176ZM240 72H243L242 70L240 71ZM75 73L77 74V75H75ZM105 73H108V74H105ZM245 74V75H246ZM245 75H243L242 77L243 78H241V79H239L240 81H241V83L240 82H238L241 86L243 85V88L241 87L240 89H243V92H242V95H244V93H246V91H247V93H249V95H247L246 94V96L244 95V98L245 99H249V101L251 100V102L249 103H247V101H245L246 102V104L249 106V104L251 105V107H252V101H254V99H250V98H252L251 97V94H252V91H251V89L252 88H250L249 86H251V87H253V91H254V94H253V97L255 98V101H256V98H257V93H258V90L256 91V89L258 88V86H260V85H258L256 82L258 81V79H256V77H250V75L247 77L246 76V78H244L245 77ZM261 75H262V73H261ZM80 78H79V77ZM118 76V77H117ZM133 76V77H134ZM118 78V79H116V78ZM121 77V78H120ZM170 78V79H171ZM261 78V77H260ZM29 79H34L33 80V82H32V80L30 81ZM168 80L169 82L168 83H170L171 82V84H170V86H172V83H174L175 84V82H173V80ZM117 80H118V82H117ZM238 80V81H239ZM250 80H252L251 82H250ZM28 81H30V83H33V85H31L30 83V85L28 86L27 84H28ZM81 81H82V83H81ZM166 81V80H165ZM181 81V82H182ZM253 81H256L255 83H256V85H254V84H252V83H254ZM261 82L263 81L264 82V77H263V79L261 78V80H260ZM25 82H26V85H25ZM35 82V83H34ZM79 82H80V84H79ZM122 82H124L123 80H122ZM122 82H120L121 84H123ZM160 82V81H159ZM183 82V83H184ZM260 82V83H261ZM167 83V84H168ZM184 83V84H185ZM12 84V86L9 88V85H11ZM119 85V86H118ZM253 85V86H252ZM26 86H28V87H26ZM255 86V87H254ZM120 87V88H119ZM164 87V86H163ZM250 88V89H249ZM256 88V89H255ZM249 91H251V93L250 92H248V90ZM255 89V90H254ZM242 91V90H241ZM62 94V95H61ZM257 94V95H256ZM59 95V96H58ZM60 95L62 96V98L60 97ZM64 95H66V96H64ZM121 95V94H120ZM255 95H256V97H255ZM53 96L54 97H56V96H58V98L60 97L61 98V102L59 101V102H57V103H53V104H50L51 102H53L52 100L50 101L49 99V103L47 102L48 100H47V98H50L51 97V99L53 98ZM122 96V95H121ZM205 97H204V99H205ZM40 98H41V100H43V105L42 104H40L39 105V101H41L40 100ZM46 98V99H45ZM208 98V97H207ZM26 99H27V101L28 100H30L29 102L31 103V101L33 102V101H35L36 99L37 100H39L38 102H36V103H38L37 105H39L40 107H41V109H39V108H37V106L35 107V105H36V103H31L32 105H34V106H32L31 108H30V112L32 113V112H41V110L43 109V111L44 112H46V111H48V110H50V109H54V108H56V107H58V106H56L58 103H59V109L58 108H56V109H54L55 110V113H53L54 112V110H50V111H52V115L51 114H49V111L48 112H46L47 114L46 115H50V116H52V117H56L54 120H51V125H49L50 124V122H49V124L47 123V121L48 120H50L51 119V117L50 118H48V116H44L43 118H37V117H41L40 116V113H38V115H33V116H31L30 117V113H29V118L31 119V118H34V117H36V122L34 121V119H33V121H32V123L33 124H31V125H26V126H28V127H21L20 128V130H18V129H15V133H12V130H14V129H12L11 130V133H8V130L10 131V129L9 128H11V127H9V125H13V124H15V123H18L20 120H16L14 117L15 116H17V114L16 113H20V117L19 118H21L22 116V113L21 112H23L24 111V109H26L25 107H30L31 106V104H29V102H27L26 101ZM32 99V100H31ZM47 100V101H45V100ZM57 99V98H56ZM259 99V98H258ZM53 100H55V98L53 99ZM63 100V101H62ZM259 101V100H258ZM45 102H47V103H45ZM67 102V103H66ZM45 103V104H44ZM202 104V103H201ZM29 105V106H28ZM55 105V106H54ZM72 105H74L75 107H73ZM256 105V104H255ZM52 106H54V107H52ZM206 106V107H205ZM250 107V108H251ZM76 108V109H75ZM254 107H252V109H253ZM21 109H23V111L21 110ZM113 109H115L116 110V108H113ZM146 109V108H145ZM252 109H248V111L249 110H251L252 111ZM16 110H19V111H16ZM20 110H21V112H20ZM38 110V111H37ZM147 110V109H146ZM41 112V114L42 113H44V112ZM75 111V112H74ZM206 111V112H205ZM212 111V110H211ZM210 111V112H211ZM251 111H249V112H251ZM260 111V110H259ZM258 111V112H259ZM16 112V113H15ZM26 112V113H25ZM175 112H178V113H180V114H182V113H184L183 115H185V116H187L186 118L187 119H185V121L187 122V120L188 119H190L189 118V116L187 115V114H189L190 116H191V119L190 120H188V123H187V126H185V123L183 122L184 121V119H183V121H180V120H182V117L181 116H178V114L177 113H175ZM199 112H202V115H201V113H199ZM209 112V113H210ZM257 112V119L260 121V119L259 118H262L263 119V117H264V109H263V111L261 112V113H258ZM16 115H15V114ZM24 114L23 115H25V114H27V110L26 111H24L23 112ZM174 113H175V115H174ZM198 113V114H197ZM208 113V114H209ZM262 113H263V117L261 116L262 115ZM14 115V117H13V115ZM114 114V113H113ZM136 114H137V112H136ZM195 114H197V116L198 115H201V116H203L202 118H201V120H200V118L198 117L197 119H195ZM211 115H213L212 113H210ZM224 114V113H223ZM249 114H251V113H249ZM6 115H8V116H10L11 118L9 119V117H7ZM19 115V114H18ZM45 115V114H44ZM103 117H102V116ZM112 115V114H111ZM172 115V116H171ZM174 115V116H173ZM195 115V116H194ZM259 115H260V117H259ZM43 116V115H42ZM113 116V115H112ZM111 116V117H112ZM139 116H142V115H140L139 114ZM145 116V115H144ZM204 116H205V118H204ZM214 116V115H213ZM213 116H211L210 118H206V119H208L207 121H206V119L204 120V121H206V123H207V125L209 126H207V129H205V131L202 133V135H203V137L204 136H206L207 137V142L208 143H206V146H204L205 147V149H206V151L208 152V155L207 156H210V157H212L213 155L215 156V155H217V153L219 154V153H221V151H222V141H223V136H221L222 135V129H221V127L219 128L217 125L219 124L217 121V125H215L214 124V121L212 120V122H210L209 121V119H214L215 120V118H212ZM15 119V121L14 122H12L14 119ZM111 117H108V122L110 123V122H116V121H118L119 119H117L116 120V117H115V120L113 119L114 117H112V119H110ZM166 117H167V119L168 118H170V117H174V118H176L177 117V119H175V120H177V121H175V123L176 122H181V123H183L184 124V126L183 125H181V127H179L178 128V130L180 129V128H182L181 129V131H178L177 130V128L176 127H178L177 126V124L175 125V123H174V121H173V118H172V120H171V118H170V120L172 121V122H170V121H168L167 122V119H166ZM178 117H180V118H178ZM194 117V118H193ZM207 117H209V115L207 116ZM18 118V117H17ZM18 118V119H19ZM192 118H193V120H192ZM12 120L11 122L13 123H8V121L7 120ZM53 119V118H52ZM105 119H103V120H105ZM140 119V118H139ZM178 119H180V120H178ZM261 119V120H262ZM102 120V121H103ZM121 120V119H120ZM165 120H166V123L168 124V126L166 125V123H165ZM169 120V119H168ZM254 120H256V118H254ZM254 120H252L253 122H255ZM258 120H256V122L255 123H257V122H259ZM264 120V119H263ZM263 120L261 121L262 122V125L264 124L263 123ZM7 121V122H6ZM203 121V120H202ZM203 121V122H204ZM209 121V122H208ZM221 121V120H220ZM101 122V121H100ZM118 122H120V121H118ZM179 122H178V125H179ZM252 122V125H251V128H252V126L254 125V123ZM40 123H42L41 125H40ZM95 123V124H96ZM108 123V124H109ZM117 123V122H116ZM171 123H174V125L173 124H171ZM209 123H212L211 125H209ZM231 123H232V121H231ZM231 123H230V125H229V127L231 128L230 129V131H231V133H230V131L228 132V133H226V134H228V135H233V132H234V130H233V123H232V126H231ZM30 124V123H29ZM48 124V125H47ZM100 124V123H99ZM106 125H108L107 123H105ZM105 124H103V125H105ZM112 124V123H111ZM118 124L119 123H117V125H115V123H114V125L115 126H118ZM170 124H171V127H172V125H173V127H172V130H177V132L176 131H174L175 133H173L174 135H172V133H170V132H172V130L171 131H168V130H170V129H168V128H170ZM258 124V123H257ZM261 124V123H260ZM260 124H258L257 126H255V127H257V129L258 128H260ZM44 125H47V127H45ZM96 125H98V124H96ZM106 125H105V128H106ZM113 124L111 125V127H113L114 126ZM120 125V124H119ZM213 125H215L214 127H213ZM20 126V125H19ZM43 126V127H42ZM95 126V125H94ZM93 126V127H94ZM99 126V125H98ZM98 126H96L97 127V129L100 131V130H102V129H100V127H101V124H100V126H99V128H98ZM167 126V127H166ZM211 126L213 127L212 129H211ZM221 126V125H220ZM264 126V125H263ZM85 127V128H84ZM96 127H94V128H96ZM111 127H110V124H109V126H107V128H110L109 130H107V128H106V130L108 131V133H109V131H110V133H111V135H115L116 134V131H118V129L115 131L114 129H111ZM150 127V128H149ZM174 127H175V129H174ZM187 127V128H186ZM254 127V128H255ZM262 127V126H261ZM89 130H88V129ZM102 128V127H101ZM114 128H116V127H114ZM118 128H120V126H118ZM219 128V130H217ZM56 129V130H55ZM139 129V128H138ZM165 129H166V131H165ZM256 129V130H257ZM18 130V131H17ZM91 130V131H90ZM96 130V131H95ZM111 130H114L115 131V134H114V132H113V134H112V131ZM120 130V129H119ZM155 130H156V132H155ZM186 130V131H185ZM221 130V131H220ZM224 130H226V129H224ZM255 130V129H254ZM95 131V132H94ZM99 131H98V133H99ZM103 131V130H102ZM100 132L99 134H101L102 133V136H103V132ZM106 131V132H107ZM219 131V132H218ZM251 131H252V129H251ZM105 132V131H104ZM166 132V133H165ZM186 132V133H185ZM107 133V134H108ZM118 133V132H117ZM177 133V134H176ZM230 133V134H229ZM13 135V134H20V138L24 135V137H27V136H25L26 134H29V135H33V136H29V138L27 137V139L26 138H19L18 137V140L16 139V137H14L15 135H13V136H11V135ZM47 134H49V133H47ZM47 134H45L46 136H47ZM84 134V135H83ZM151 134V135H152ZM158 134V135H159ZM176 134V135H175ZM226 134H224V136H226V137H228V135H226ZM254 134H256V133H252V135H254ZM22 135V136H21ZM35 135H39V137H35ZM89 135V136H90ZM110 135V136H111ZM46 136H42V137H46ZM88 136V135H87ZM92 136V135H91ZM91 136L90 137H88V138H91ZM102 136H101V139L102 140H104L103 138L105 137H103L102 138ZM108 136H109V134H108ZM172 136V137H171ZM183 136H185V135H183ZM13 137L16 139V141H14L13 140ZM41 137V138H42ZM93 137L94 136H92V138H91V140L90 141H92V139H93ZM166 137H171L170 139L169 138H166ZM225 137V138H226ZM231 137V136H230ZM237 137V136H236ZM40 138V139H41ZM98 138H100V135H99V137ZM196 138H198V137H196ZM235 137H234V135H233V141H234V143L236 144V141H235V139H234ZM256 138H258V137H256ZM25 139L28 141V143L27 142H25ZM56 139V138H55ZM58 139H56V140H58ZM101 139H97V140H100L101 141ZM168 139V140H167ZM183 139H185V138H183ZM206 139V138H205ZM204 139V140H205ZM227 140H228V138H226ZM60 140V139H59ZM83 140V141H82ZM193 140V142L192 143H194V140L195 139H190V142ZM226 140V141H227ZM231 140H232V138H231ZM61 141V140H60ZM225 141V140H224ZM229 141V140H228ZM233 141H231V142H233ZM38 142V141H37ZM95 142H96V138H95ZM102 142V141H101ZM168 143L167 145L168 146H170L171 147V143ZM205 142V141H204ZM97 143V142H96ZM98 143H99V141H98ZM177 143V142H176ZM184 143H185V145H184ZM196 143V142H195ZM93 144H95V143H93ZM174 144V145H173ZM226 144V143H225ZM224 144V145H225ZM228 144V143H227ZM226 144V145H227ZM178 145V144H177ZM205 145V144H204ZM231 145V144H230ZM56 146H58V145H56ZM55 146V147H56ZM77 146V147H76ZM173 146H175V147H178V146H176L175 145V143H172V147ZM236 146H237V144H236ZM167 147V146H166ZM170 147H167L168 149H170L171 150V148ZM174 147V148H175ZM227 147H228V145H227ZM227 147H225V148H227ZM234 147V146H233ZM80 148V149H79ZM180 148V147H179ZM179 148H175V149H179ZM224 148V149H225ZM232 148V147H231ZM175 149H172L171 151H173L174 150V152H175ZM234 149H236V147L235 148H233L232 150L234 151ZM37 150H38V147H37ZM42 150V149H41ZM40 150V152L42 153V151ZM59 151L61 150L60 148L58 149ZM64 150V149H63ZM75 150V151H76ZM80 150V151H81ZM229 150H231L230 148L228 149H225V150H223L224 151V153H229V152H227V151H229ZM237 150V149H236ZM54 150H52V151H50L49 152V154H52L53 155V152ZM58 151V152H59ZM81 151V152H82ZM226 151V152H225ZM37 152H39V150L37 151ZM55 152V151H54ZM80 152V153H81ZM235 153H236V151H234ZM14 153H16V154H14ZM56 153H57V151H56ZM75 153V152H74ZM76 153H78L77 151H76ZM40 154V153H39ZM55 154V153H54ZM66 155H65V157L67 156V152L65 153ZM79 154V153H78ZM77 154V155H78ZM21 155V154H20ZM42 155V154H41ZM224 155V154H223ZM222 155V156H223ZM228 155H230V153L228 154ZM228 155L227 154H225V156H227L228 157ZM29 156V158H30V155H28ZM32 156H33V153H32ZM31 156V157H32ZM38 156V155H37ZM50 156V155H49ZM206 156V157H207ZM218 156V155H217ZM22 157V156H21ZM25 157H26V154H25ZM23 158V160L21 159V160H19L18 162L20 163V162H24V164L26 163V162H28L27 161V159L28 158ZM44 157V156H43ZM63 157V156H62ZM75 157V156H74ZM210 157H209V161L210 160H214L215 159V157H213V158H211L210 159ZM47 158V157H46ZM46 158H44V159H46ZM51 158H53L52 156H51ZM67 158V157H66ZM26 159V160H25ZM32 160L34 159V158H31ZM31 159L29 160V162L31 163ZM43 159V160H44ZM62 159H64V157L62 158ZM61 159V160H62ZM69 159V158H68ZM206 159V158H205ZM34 160H36V159H34ZM196 160H199V159H196ZM26 161V162H25ZM39 161V160H38ZM58 161V160H57ZM60 161V160H59ZM200 161V160H199ZM199 161H198V163H199ZM17 162V163H18ZM28 162V163H29ZM40 162V161H39ZM65 162V161H64ZM63 162V163H64ZM16 163V162H15ZM16 163V165H18ZM25 164V166L27 167V165H29V164ZM32 163H33V161H32ZM31 163V166H33L35 163H37V162H35L34 161V164H32ZM41 163V162H40ZM205 163H206V161H205ZM214 163H215V161H214ZM23 164V165H24ZM46 164V163H45ZM189 164V163H188ZM191 164V163H190ZM189 164V165H190ZM192 164H194L193 162H192ZM210 163H208V164H206V165H204V167H205V170H207V168H208V166L207 165H209ZM216 164V166L217 165H219V164H217V163H215ZM21 165V164H20ZM19 165V167L21 168L22 167V165L20 166ZM36 165H38V164H35V166ZM42 165V164H41ZM40 165V166H41ZM190 166H192V165H190ZM17 167V166H16ZM19 167H17V169L19 168ZM24 167V166H23ZM22 167V168H23ZM28 167H30V166H28ZM27 167V168H28ZM43 167V166H42ZM25 168V167H24ZM31 168L33 169V167H30V170H31ZM36 168H37V166H36ZM35 168V169H36ZM41 168V167H40ZM192 168L195 170V167H193L192 166ZM212 168H214V166L212 165ZM216 168V167H215ZM12 169H14V170H12ZM16 169V170H17ZM26 169V168H25ZM35 169H33V171H35ZM42 169V168H41ZM40 169V170H41ZM44 169V168H43ZM199 169H201L200 167H199ZM22 170V169H21ZM30 170L29 169H26V171H28V172H26V171H24L25 172V174L26 173H28V174H30ZM18 171H20V170H18ZM18 171H15V172H18ZM33 171L31 170V172L33 173ZM210 171V172H209ZM216 171H218V167H217V170ZM24 172H22L21 171V174L23 175V177H24ZM36 172V171H35ZM38 172V171H37ZM20 173V172H19ZM63 173H64V175H63ZM62 173V175L64 176V177H62V182H61V180L59 179V177L58 178H56V179H58V182H59V180H60V182H61V184H63L64 185V183H67L68 184V181H69V183L72 181H74L75 179H77V173H76V175H74V173H72L71 171H69V172H67V173H65V172H63ZM200 173L201 172H197V175H199V177H201L200 176ZM208 174H207V176H205V177H210V174H211V170L209 169L208 170V172H207ZM17 174V173H16ZM27 174V175H28ZM34 174V173H33ZM33 174H31V177H32V175ZM60 175H61V173H59ZM22 175H21V177H22ZM192 175V174H191ZM194 175V174H193ZM191 176V178L193 177L194 178V176ZM206 175V174H205ZM34 177L36 176V174H34L33 175ZM76 176V177H75ZM28 177H30L29 175H28ZM28 177H26V178H23L24 180H25V182H27V179H28V181H30V178H28ZM199 177H197V178H199ZM64 178V179H63ZM4 179V180H3ZM23 179H22V181H23ZM31 179H33L34 180V178H31ZM3 181V182H2ZM8 181H10V182H8ZM35 181H36V179H35ZM37 181H38V179H37ZM56 181V180H55ZM76 181V182H75ZM74 182L77 184V180H75ZM255 180H252V181H250V188L251 189H249L250 191H249V193H254V196H255V198H257L258 197V203H257V199H255V198H253L254 196H251V198H253V199H255L256 201V203L258 204V205H262L264 202H261L260 200L261 199H263L264 197H263V194L260 192V190L258 189V187L256 186V182H254ZM20 182H21V180H20ZM31 182V181H30ZM57 182V181H56ZM57 182V183H58ZM78 182H80V181H78ZM75 183H74V185H75ZM256 183V184H255ZM20 184V183H19ZM70 185H71V183H70ZM73 185V186H74ZM258 185V184H257ZM262 186V185H261ZM260 186V188H262ZM70 187V186H69ZM7 188V190L5 189V193H7V195H9V193L7 192L9 189ZM65 188H66V186H65ZM68 188V187H67ZM74 188V187H73ZM15 190V188H12V190L11 191H13L14 192V190ZM147 189V188H146ZM263 189H264V187H263ZM144 190V189H143ZM142 190V191H143ZM10 191V190H9ZM141 191V192H142ZM145 191H148V193L149 194H146V192ZM59 192V191H58ZM144 192H145V194H144ZM151 190H149V188L147 189V190H144L143 191V194L142 195H144L145 196V198L144 199H147L149 196V198H150V200L152 199V200H155V198H156V196H154V195H157V193L156 194H154V192L152 191L151 193ZM264 192V191H263ZM4 193V194H5ZM151 194H152V196H151ZM6 195V194H5ZM5 195H3V197H0V217H1V214L3 215L4 214V212H5V214L6 213H8L9 214V217L7 218V219H5L4 220V218H5V216L3 215V220H2V218H1V220H0V224H2L3 223V225H0V230L1 229H3L4 230V223H6L7 221L6 220H8V222H9V220H18V217L17 216H19V220H21L20 219V215H22L21 214V211H20V209H22L23 208V206L20 208V205L18 206L17 204H16V201L17 200H20V199H17V200H15L14 199V201L12 200V201H9V200H11L10 198H9V196H8V201L6 200V197H5ZM146 195H147V197H146ZM149 195V196H148ZM251 195V194H250ZM250 195L248 196L247 195V197H250ZM258 195V196H257ZM155 198H154V197ZM153 197V198H152ZM261 199H260V198ZM148 198V199H149ZM147 199V200H148ZM23 202H24V200H22ZM21 201V202H22ZM263 201H264V199H263ZM18 202H20V201H18ZM23 202H22V204H23ZM261 202V203H260ZM146 203H149L150 204V201H146ZM152 203H153V201H152ZM151 203V204H152ZM150 204V205H151ZM253 204V203H252ZM260 205V206H261ZM263 206H264V204H263ZM20 208V209H19ZM17 209H19V211H20V213H19V211L17 210ZM17 213H19V215L17 214ZM17 215V216H16ZM23 216V215H22ZM22 218V217H21ZM23 218H26V217H24L23 216ZM22 218V219H23ZM18 220V221H19ZM2 221V222H1ZM6 221V222H5ZM15 221V222H16ZM23 221H26V219H24ZM22 221V222H23ZM19 223H20V221H19ZM26 223V222H25ZM23 224H24V222H23ZM12 226V225H11ZM194 226V225H193ZM197 228V227H196ZM196 228H194V229H196ZM200 228V227H199ZM198 228V229H199ZM24 228H22V230H23ZM197 229V230H198ZM6 230H11V228L9 227V229H5L4 231H6ZM197 230H195V232H197ZM86 231V229H84V232ZM87 231H89V229L87 230ZM85 232V234L87 235H90V231L89 232ZM200 231V230H199ZM198 231V234H199V237H200V232ZM234 231V230H233ZM237 231V230H236ZM235 231V232H236ZM7 232V231H6ZM6 232H4L5 234H6ZM17 232V231H16ZM15 232V234L16 235H13V238L10 240V241H14L15 239H14V236H15V238H17L18 237V234H21V233H16ZM20 232V231H19ZM236 233H239V231L238 232H236ZM0 234L1 235H3L2 234V231L0 232ZM197 233H196V235H198ZM225 234V237H226V233H224ZM240 234V233H239ZM239 234L237 235V236H235L234 235V233L232 232L231 234L230 233H228V235L230 236V237H232V236H234V238H230L229 237V239H231V241H229V239H227L226 238V243L228 242V244H231V245H233L232 247H234L235 248V246H236V249L235 250H238V249H244V250H241V252H243V251H245V248H246V251H248L247 249H248V247H246V238H242L241 236H239ZM23 237L25 236V234L23 235V234H21ZM82 235V234H81ZM83 235H84V233H83ZM82 235V236H83ZM87 235V236H88ZM17 236V237H16ZM243 236V235H242ZM23 237H18L17 239H18V241H20ZM89 237V236H88ZM197 237V236H196ZM202 237H203V235H202ZM228 237V236H227ZM244 237V236H243ZM0 238H2V236L0 237ZM84 238H86V236L84 235L83 236V240H85ZM198 238V237H197ZM242 239V241H241V239ZM16 239V240H17ZM80 239H82L81 237H80ZM79 239V240H80ZM199 239V238H198ZM220 240H222L221 239V236H220V238H219ZM239 239H240V241H239ZM244 239V240H243ZM83 240H80V241H83ZM199 240H202V242L204 241V239L202 238L201 239V237H200V239ZM42 242H43V240H41ZM48 241V240H47ZM206 241V240H205ZM244 241V242H243ZM9 242V241H8ZM38 242V244H41V247H42V242L41 243H39V241H37ZM231 242V243H230ZM239 242H241V244H244L245 242V246L243 245V247H239L238 245H239ZM10 243V242H9ZM23 244V243H22ZM37 243H34V245H33V247L36 245ZM221 244L223 245L224 243L223 242H221ZM220 244V245H221ZM227 244V245H228ZM240 244V246H242ZM10 245V244H9ZM13 245H16V246H18V248H19V246L21 247V245L19 244H12L11 246H13ZM48 245H50L49 243H48ZM203 245H205V242H203ZM219 245V246H220ZM220 246L219 248L221 249V252L224 254V256L226 255L225 253H229L227 250H224L225 248H224V245L223 246ZM231 245L229 246L228 245V247H231ZM253 245V244H252ZM251 245V246H252ZM7 246H8V244H7ZM15 246V248L13 249V250H16V249H18L17 247ZM200 246V247H199ZM199 246H197V251H199L200 250V248H202L201 246L202 245H199ZM247 246H249V245H247ZM250 246V247H251ZM255 245H253L252 247H251V249H249V251L248 252H250L251 250H253V247H254ZM35 247H37V245L35 246ZM50 247V246H49ZM198 247H199V250H198ZM223 248V251L225 252V251H227V252H223L222 251V248ZM226 247V246H225ZM231 247V248H232ZM245 247V248H244ZM249 247V248H250ZM256 247H258L259 248V246H256ZM256 247H254V248H256ZM7 248V247H6ZM22 248V247H21ZM21 248H19V250H20V252H18L17 253V255H19V253H21L22 251L21 250H23V249H21ZM25 249L27 248V245L24 247ZM37 248H39V247H37ZM37 248H35V250H39V249H37ZM233 248V249H234ZM238 248V249H237ZM3 249V248H2ZM207 250L206 249V245H205V248H202L201 250H202V252L204 251V252H207V253H205L206 255H205V260L206 259H208L210 262H211V259H210V257L208 258V250L207 251H205V250ZM227 249V248H226ZM1 250V249H0ZM8 250V249H7ZM27 250H28V253L30 252L29 251V248H27ZM34 250V251H35ZM41 250V249H40ZM39 250V251H40ZM192 250H194V249H192ZM200 250V251H201ZM234 250V251H235ZM240 250H238V254L240 255L241 254V257H242V255H243V258H247L249 255H245V254H243V253H240ZM255 250V249H254ZM260 250H262L261 248L258 250L257 248H256V250H255V252H258V251H260ZM2 251V250H1ZM32 251H33V248H32ZM32 251H31V255H33V253H32ZM36 251V252H37ZM53 250H50V252H52ZM197 251H195V254H194V256L198 253V254H201V253H199V252H197ZM25 252H26V250H25ZM54 252V251H53ZM52 252V254L50 253V254H45L46 256L47 255H51V259H52V257H53V262H52V260H51V262L54 264V258L56 257L55 255H54V253ZM247 252V253H248ZM253 252V251H252ZM263 252V251H262ZM24 253V252H23ZM27 253V252H26ZM27 253V254H28ZM237 253V252H236ZM246 253V254H247ZM26 254V255H27ZM41 254V253H40ZM202 254H204V253H202ZM201 254V255H202ZM230 254V256L232 255L231 254V252L229 253ZM229 254H227V255H229ZM234 254V253H233ZM237 254V255H238ZM249 254V253H248ZM250 254H252L251 252H250ZM260 255H261V251H260V253H259ZM25 254H22V256L23 257H26V255L24 256ZM225 256V258L226 259H229V258H231V257H229V256ZM244 255H245V257H244ZM254 255H255V253H254ZM256 255H257V253H256ZM256 255H255V257H256ZM28 256H29V254H28ZM27 256V257H28ZM43 256V253L41 254V261H42V258H43V260H45V262H47L48 264H51L49 261L50 260H47L48 258H49V256H47L46 257V259H44V257H42ZM67 256H68V254H67ZM203 256V255H202ZM234 256V255H233ZM247 256V257H246ZM19 256H16V258L15 257H13V258H15L14 259V261L16 260H18L19 262H20V260H22L23 258L21 257V259H19L18 258ZM144 257V256H143ZM150 257V256H149ZM228 257V258H227ZM252 257H254L253 255H252ZM251 257V258H252ZM258 257V258H257ZM256 258L257 259H259L260 257L259 256H257ZM29 258H32V260L33 259H36V258H34V256H31V257H29ZM29 258H28V260H29ZM146 258V257H145ZM222 258V257H221ZM235 257H232V259H229L228 261H231L230 263H233V264H238V261L239 260H237V259H234ZM256 258H254V259H256ZM25 259V258H24ZM144 258H142V260H140V259H138V261H129L128 263H126V264H133V263H139V261H140V263L139 264H142V262H143V264H146V263H144V262H146V260H149L148 258L147 259H144ZM194 259H196V257H194ZM204 259H202V257H200V260H203L204 261ZM236 261L237 260V262H235L234 260ZM253 258H252V260H254ZM256 259V260H257ZM10 260V259H9ZM12 260V259H11ZM11 260H10V262H11ZM26 260H27V258H26ZM37 260V259H36ZM35 260V261H36ZM39 260V259H38ZM37 260V261H38ZM56 260V259H55ZM256 260H254L253 261V263H250V262H252L251 260H249V258H247V260L245 261V263L243 262V263H241L240 261H239V263H241V264H258L260 261H261V259H260V261H258L257 260V263L255 262ZM15 261V262H16ZM17 261V262H18ZM22 261H24V260H22ZM22 261H21V263H22ZM30 261V260H29ZM28 261V262H29ZM35 261H32V262H35ZM36 261V262H37ZM202 261V262H203ZM213 261V260H212ZM222 261L223 262H225L224 260H223V258H222ZM233 261V262H232ZM247 261H249L248 263H247ZM31 262V261H30ZM158 262V264H159V261H157ZM157 262L155 263V264H157ZM200 261H198L197 263L198 264H200L199 263ZM210 262H208V264H211ZM217 262V263H216ZM215 262V264H220L219 262H221V260L218 262V261H216ZM12 263V262H11ZM44 263V262H43ZM160 263H161V261H160ZM207 264V260L206 261H204L202 264ZM2 264V263H1ZM4 264H8V263H4ZM17 264V263H16ZM19 264V263H18ZM24 264H26V261H25V263ZM28 264V263H27ZM29 264H31V263H29ZM42 264V263H41ZM45 264V263H44ZM120 264V263H119ZM212 264H214L213 262H212ZM222 264V263H221ZM224 264H226V263H224Z\"/></svg>",
    "mask_w": 264,
    "mask_h": 264
}]
</instances>
